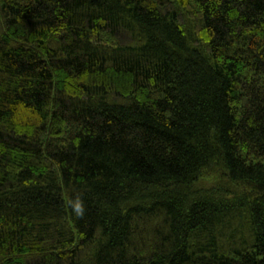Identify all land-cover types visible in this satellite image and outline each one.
<instances>
[{
  "label": "trees",
  "instance_id": "trees-1",
  "mask_svg": "<svg viewBox=\"0 0 264 264\" xmlns=\"http://www.w3.org/2000/svg\"><path fill=\"white\" fill-rule=\"evenodd\" d=\"M0 264H264V0H0Z\"/></svg>",
  "mask_w": 264,
  "mask_h": 264
}]
</instances>
